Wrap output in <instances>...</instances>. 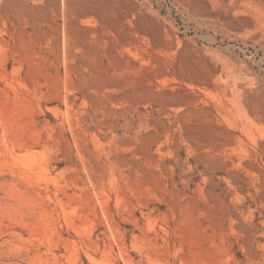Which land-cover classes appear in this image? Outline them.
Returning <instances> with one entry per match:
<instances>
[{
  "label": "rangeland",
  "instance_id": "374dc122",
  "mask_svg": "<svg viewBox=\"0 0 264 264\" xmlns=\"http://www.w3.org/2000/svg\"><path fill=\"white\" fill-rule=\"evenodd\" d=\"M0 264H264V0H0Z\"/></svg>",
  "mask_w": 264,
  "mask_h": 264
}]
</instances>
